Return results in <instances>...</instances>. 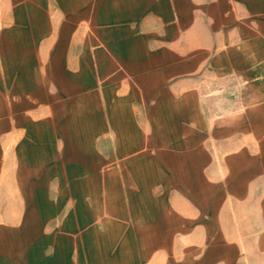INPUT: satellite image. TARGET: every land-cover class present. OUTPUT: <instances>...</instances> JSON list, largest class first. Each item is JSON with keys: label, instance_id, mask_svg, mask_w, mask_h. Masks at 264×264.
Masks as SVG:
<instances>
[{"label": "crops", "instance_id": "0c3cea01", "mask_svg": "<svg viewBox=\"0 0 264 264\" xmlns=\"http://www.w3.org/2000/svg\"><path fill=\"white\" fill-rule=\"evenodd\" d=\"M0 264H264V0H0Z\"/></svg>", "mask_w": 264, "mask_h": 264}]
</instances>
